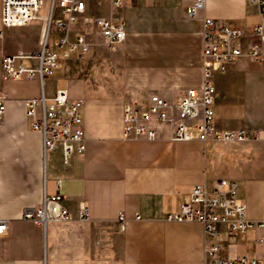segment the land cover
Returning a JSON list of instances; mask_svg holds the SVG:
<instances>
[{"label": "crops", "instance_id": "crops-1", "mask_svg": "<svg viewBox=\"0 0 264 264\" xmlns=\"http://www.w3.org/2000/svg\"><path fill=\"white\" fill-rule=\"evenodd\" d=\"M85 1L90 19L123 17L126 39L116 51L107 48L94 22L58 29L54 21L64 14L54 0L45 1L29 29L9 38L0 0V96L5 99L0 220L7 221L0 233V264H205L203 225L168 221L165 215L190 200L193 186L211 189L227 179L238 182L246 218L264 219V53L260 59L247 54L253 43L264 52V32L250 35L263 22L262 8L251 0H207L190 18L193 0H122L118 6L112 0ZM204 17L217 26H239L244 34V53L213 76L215 129L236 137L172 140L169 125L155 118L127 121L126 109L146 107L153 94L175 104L185 90L202 87ZM77 33L90 37L86 54L59 43ZM44 46L61 53L53 74L43 81L6 76L5 57L22 54L15 67L38 69ZM59 88L85 100L86 148L67 160L61 144L44 150L43 135L31 128L26 114L27 98H52ZM137 124L154 128L156 138L137 135ZM55 195L71 219L40 226L22 217L24 208ZM81 204L87 205L88 218H80ZM221 228L223 258L264 259V228L234 234L226 233L227 224Z\"/></svg>", "mask_w": 264, "mask_h": 264}, {"label": "built area", "instance_id": "built-area-1", "mask_svg": "<svg viewBox=\"0 0 264 264\" xmlns=\"http://www.w3.org/2000/svg\"><path fill=\"white\" fill-rule=\"evenodd\" d=\"M46 0H2V20L4 34L9 38H16L15 33L29 29L40 19V11ZM261 6L262 24L252 27L250 35L263 37L264 32V0H251ZM62 10L64 17L56 19L58 29L68 31L71 24L83 21L85 24L94 22L99 29L105 45L116 51L126 39V27L123 17L114 15L110 18L90 19L86 15L85 0H54ZM113 5L122 4V0H112ZM207 0H193L187 8L190 18H195L197 11L206 6ZM53 21V20H51ZM243 32L239 26H217L215 20L204 17L203 20V85L199 89L185 90L181 98L172 104L158 94L150 97L146 107L138 105L126 109V120L138 122L155 118L162 124L169 125L172 140H203L210 138L229 140L236 136L231 132H220L215 129V93L216 87L213 76L217 70H224L228 61L240 57L243 53L241 38ZM236 41L235 45L232 43ZM59 43L67 44L71 51L80 55L86 54L91 41L87 33H77L69 41L65 36ZM263 49L256 43L250 44L247 54L253 59H260ZM22 55V54H21ZM19 55V56H21ZM7 56L3 60L5 74L12 78H30L39 76L43 81L45 76L51 75L61 66V53L54 48L43 47L38 69L14 66L16 57ZM26 114L33 130L43 135L45 151L62 145L63 156L67 160L73 154H83L86 148L84 133L85 119L83 98H71L66 88H59L52 98L44 94L25 100ZM5 115V99L0 96V123ZM137 135L148 139L156 138V130L145 124L135 126ZM243 132L238 135L243 137ZM245 202L238 195L236 180L218 179L213 188L205 185H195L190 190V200L180 203L177 210L166 213L165 219L175 222H199L204 229L205 264H264V259L238 256L225 259L220 255L224 244L222 224L228 225L226 233L234 234L237 230L250 227L264 228V219L249 220L245 216ZM80 218H88L87 205L81 204ZM22 217L37 225L45 226L50 221L69 220L72 214L61 203L59 195L48 197L40 206L24 208ZM137 219L140 216L136 217ZM124 223V217H121ZM7 229V221L0 220V233Z\"/></svg>", "mask_w": 264, "mask_h": 264}]
</instances>
